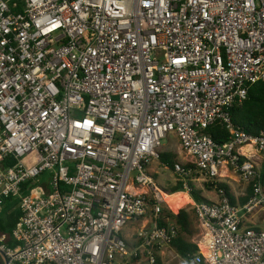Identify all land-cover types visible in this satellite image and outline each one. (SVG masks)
<instances>
[{"label": "built area", "instance_id": "1", "mask_svg": "<svg viewBox=\"0 0 264 264\" xmlns=\"http://www.w3.org/2000/svg\"><path fill=\"white\" fill-rule=\"evenodd\" d=\"M260 82L264 0H0V213L22 212L0 264H163L179 226L150 172L170 135L189 197L244 186L193 199L206 254L186 262L264 264V132L231 117Z\"/></svg>", "mask_w": 264, "mask_h": 264}, {"label": "trees", "instance_id": "2", "mask_svg": "<svg viewBox=\"0 0 264 264\" xmlns=\"http://www.w3.org/2000/svg\"><path fill=\"white\" fill-rule=\"evenodd\" d=\"M231 117L233 124L240 129L254 135H258L264 132V83L260 82L255 84L250 88L247 99L241 105H236L231 111ZM210 134L216 142L225 143L230 138V132L226 129L224 124L218 122L214 124L209 129ZM162 164H165L171 171L175 172V166L180 161L176 160L173 154L160 153V158ZM188 166V165H187ZM263 180H264V165H263ZM190 186L193 188L192 197L196 203L208 202L200 193L195 192L192 184ZM205 186L210 191L217 192L218 195L222 193L226 194L231 203L234 205L235 198L233 197L230 187L225 183H205ZM185 192V187L182 182H178L170 191L169 195ZM245 202V200H243ZM174 208L180 207L179 204L175 203L174 200L169 201ZM18 200L10 198L4 205L3 211L0 213V233L5 235L10 241V237L16 224L22 217V212L18 208ZM178 209V208H177ZM167 219H173L179 226L180 231L183 234H188L190 232V227L193 225L191 215L185 210H174V213H166ZM166 218V217H165ZM165 225V223H163ZM179 231L178 237L172 243V248H174L183 259L191 261L192 258L199 252L198 246L191 242H188L182 236ZM205 250V249H204ZM206 252V250L204 251ZM203 252V253H204ZM206 254V253H205ZM142 254L139 253L138 256H134L132 261L138 263L142 259ZM144 256H147L146 254Z\"/></svg>", "mask_w": 264, "mask_h": 264}, {"label": "rangeland", "instance_id": "3", "mask_svg": "<svg viewBox=\"0 0 264 264\" xmlns=\"http://www.w3.org/2000/svg\"><path fill=\"white\" fill-rule=\"evenodd\" d=\"M161 153H168L173 154L176 157V160L180 162L188 161L189 157L181 150V145L178 140V138L175 135H170V137L163 141V148L161 150ZM151 176L153 177L156 185L161 189L164 195H169L168 191L172 189L177 184V176L174 174L173 171H171L165 164H162L160 160H157L151 167ZM227 184L232 194L234 195L236 192H241L244 190V186L240 183H237L233 180H229L228 182H225ZM195 186V192H198L201 194L202 197L209 201H219L220 197L215 191H210L205 184H201L200 182L193 183ZM185 193L186 192H180ZM174 195V194H172ZM177 195V193H176ZM171 196V195H170ZM189 197V195H188ZM184 196H177L174 201L175 203L179 204L182 208L177 207L179 210H185L191 215V220L193 222V225L190 227V232L188 234H183L180 229L182 236L184 239H186L188 242H191L193 244H196L198 246L199 251L204 252V248L201 247L202 242H204V237L202 235V231L200 229V225L195 217V213L193 211L194 207V201L191 197L190 203L186 206ZM165 204V210H164V216L166 219L168 218L166 216V213H174V210H178L172 208L167 204ZM171 205V204H170ZM172 206V205H171ZM173 220V219H171ZM138 228H140V225H138ZM132 247V246H131ZM206 253V252H204ZM144 253H142L143 255ZM121 264H148V260L146 256H142V259L138 263H134L132 259L124 260ZM163 264H188L185 259H183L179 254H177L176 250L173 248L171 251H168L166 253V256L164 257Z\"/></svg>", "mask_w": 264, "mask_h": 264}, {"label": "bare ground", "instance_id": "4", "mask_svg": "<svg viewBox=\"0 0 264 264\" xmlns=\"http://www.w3.org/2000/svg\"><path fill=\"white\" fill-rule=\"evenodd\" d=\"M184 196L185 198H183L184 200H185V203H186V206L190 203V198L188 197V195L187 194H185V193H177V195L176 194H174V195H164L163 193L161 194V197H162V199H163V201L165 202V203H167L171 208H172V210H173V206H171L170 205V202L169 201H171V200H174L177 196ZM177 209V208H176ZM201 247H203L205 250H206V248H205V246L204 245H201Z\"/></svg>", "mask_w": 264, "mask_h": 264}, {"label": "crops", "instance_id": "5", "mask_svg": "<svg viewBox=\"0 0 264 264\" xmlns=\"http://www.w3.org/2000/svg\"><path fill=\"white\" fill-rule=\"evenodd\" d=\"M233 193V192H232ZM207 200V199H206ZM208 202H215V201H209V200H207Z\"/></svg>", "mask_w": 264, "mask_h": 264}]
</instances>
